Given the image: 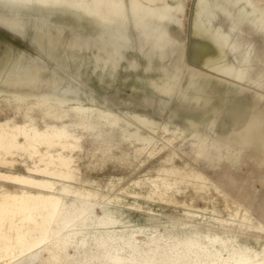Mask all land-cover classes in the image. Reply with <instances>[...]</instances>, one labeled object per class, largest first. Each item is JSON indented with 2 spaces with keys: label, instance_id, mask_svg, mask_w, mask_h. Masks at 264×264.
I'll return each instance as SVG.
<instances>
[{
  "label": "rangeland",
  "instance_id": "374dc122",
  "mask_svg": "<svg viewBox=\"0 0 264 264\" xmlns=\"http://www.w3.org/2000/svg\"><path fill=\"white\" fill-rule=\"evenodd\" d=\"M229 3L236 10L243 6L239 0ZM52 19L64 22L66 30L73 27V16L54 14ZM0 33L26 45L2 27ZM249 37L264 46L260 36ZM186 62L213 69L192 57ZM257 85L264 90V83ZM122 93L134 105L139 102L138 88H123ZM106 98L124 108L118 94ZM112 111L91 102L0 92V131L8 129L12 138L9 144L0 142V264H39L38 251L28 240L37 228L49 226L52 212L75 209L103 219L86 217L84 225L66 234L79 231L84 240L94 237L95 245L108 244L123 264H235L264 252V166L248 156L249 148L219 129L207 137L124 129L113 121ZM186 174L194 176L188 186L199 176L207 179L210 189L203 198L194 201V187L183 192L172 182ZM224 197L237 213L212 218ZM185 204L195 206L189 210L212 205L195 219L193 211L183 210ZM43 235L54 238L51 230ZM27 249L31 256L21 260L19 254Z\"/></svg>",
  "mask_w": 264,
  "mask_h": 264
},
{
  "label": "bare ground",
  "instance_id": "6f19581e",
  "mask_svg": "<svg viewBox=\"0 0 264 264\" xmlns=\"http://www.w3.org/2000/svg\"><path fill=\"white\" fill-rule=\"evenodd\" d=\"M76 2L80 7L73 10L26 11L0 3V27L26 44L0 35L4 53L0 57V92L105 105L113 110V121L124 129L133 126L151 136L159 130H172L207 137L219 129L249 148L248 156L264 166V90L254 86L264 83V46L249 37L256 34L264 44V0H239L243 3L239 10L230 0H198L195 13L194 0ZM54 14L73 16V27L66 30L64 22L52 19ZM85 16L93 20L88 22ZM188 57L205 61L213 69L190 67ZM243 78L247 81L239 84ZM123 88H138L136 105L130 96H123ZM117 94L124 106L120 110L106 98ZM11 140L10 131L1 127L0 142L9 144ZM193 177L175 176L172 182L181 185L183 192L194 187L195 201L210 186L201 176L194 186H188ZM212 204L199 210H189L191 204H185L183 210L193 211L199 219ZM8 208L13 211L15 206ZM230 211L232 217L238 210L224 197L223 207H215L212 218ZM93 215L95 220L103 219L91 210L52 212L46 220L49 226L37 228L28 240L38 251V263L123 264L108 244L95 245L94 237L84 240L79 231L66 234ZM49 230L52 239L43 235ZM30 256L27 249L18 257L27 260ZM235 264H264V252Z\"/></svg>",
  "mask_w": 264,
  "mask_h": 264
},
{
  "label": "clouds",
  "instance_id": "9594fccd",
  "mask_svg": "<svg viewBox=\"0 0 264 264\" xmlns=\"http://www.w3.org/2000/svg\"><path fill=\"white\" fill-rule=\"evenodd\" d=\"M6 8L16 11L32 10L33 8L73 10L80 5L76 0H0Z\"/></svg>",
  "mask_w": 264,
  "mask_h": 264
},
{
  "label": "water",
  "instance_id": "95a60500",
  "mask_svg": "<svg viewBox=\"0 0 264 264\" xmlns=\"http://www.w3.org/2000/svg\"><path fill=\"white\" fill-rule=\"evenodd\" d=\"M0 35H2V36H5L6 34H4V33H0ZM14 35V34H13ZM14 36H17V35H14ZM1 42V41H0ZM1 45V44H0ZM3 47V46H2ZM2 47H0V50H1V48ZM0 57H1V59L4 57V53H3V55L1 54V51H0Z\"/></svg>",
  "mask_w": 264,
  "mask_h": 264
}]
</instances>
